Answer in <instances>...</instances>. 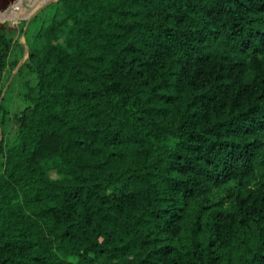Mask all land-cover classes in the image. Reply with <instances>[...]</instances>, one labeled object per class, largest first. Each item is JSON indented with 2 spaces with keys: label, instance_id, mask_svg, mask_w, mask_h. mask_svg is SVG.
I'll return each instance as SVG.
<instances>
[{
  "label": "trees",
  "instance_id": "obj_1",
  "mask_svg": "<svg viewBox=\"0 0 264 264\" xmlns=\"http://www.w3.org/2000/svg\"><path fill=\"white\" fill-rule=\"evenodd\" d=\"M22 23L3 95L24 48L0 29V264H264V0Z\"/></svg>",
  "mask_w": 264,
  "mask_h": 264
},
{
  "label": "rangeland",
  "instance_id": "obj_2",
  "mask_svg": "<svg viewBox=\"0 0 264 264\" xmlns=\"http://www.w3.org/2000/svg\"><path fill=\"white\" fill-rule=\"evenodd\" d=\"M46 0H14L12 4H10L6 10L0 12V29L6 30L10 33L12 38H17V40H22V35L19 34L18 29L22 22H25V19L31 14L38 6H40ZM17 64L11 69L9 75L7 76L3 87H2V95L5 92L10 80L16 73ZM18 69V68H17ZM11 76V77H10ZM6 84V87L4 88ZM4 88V89H3ZM10 111L16 112L18 111L22 104L17 98V96L10 97ZM50 177H55L53 171H49Z\"/></svg>",
  "mask_w": 264,
  "mask_h": 264
},
{
  "label": "water",
  "instance_id": "obj_3",
  "mask_svg": "<svg viewBox=\"0 0 264 264\" xmlns=\"http://www.w3.org/2000/svg\"><path fill=\"white\" fill-rule=\"evenodd\" d=\"M56 0H46L44 1L40 6H38L31 14H29V16L25 19L24 25H26L27 21L36 13H38L41 9H43L44 7H46L48 4L54 2ZM14 2V0H0V12L4 11L7 9V7L12 4ZM19 42H21L23 44V56L22 58L18 61L17 66H16V70L19 67V65L21 64L23 58L26 56L27 53V46L24 43L23 39L22 40H18ZM11 77V76H10ZM6 87V84L4 86V88ZM3 88V89H4Z\"/></svg>",
  "mask_w": 264,
  "mask_h": 264
}]
</instances>
